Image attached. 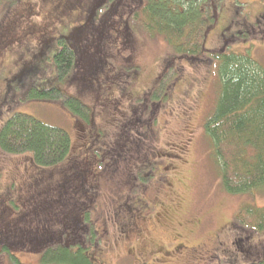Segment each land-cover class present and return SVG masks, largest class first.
Returning <instances> with one entry per match:
<instances>
[{"label": "rangeland", "instance_id": "obj_1", "mask_svg": "<svg viewBox=\"0 0 264 264\" xmlns=\"http://www.w3.org/2000/svg\"><path fill=\"white\" fill-rule=\"evenodd\" d=\"M26 1L37 10L36 17L18 16L22 0L0 10V127L15 112L27 113L66 130L71 156L99 153L101 163L95 164V171L103 186L95 206L90 207L89 219L99 236L91 251L101 264H251L263 257L264 229L245 228L234 219L242 204L264 207V187L241 195L225 192L203 131L217 94L215 60L192 66L177 59L178 74L166 100H150L144 107V96L156 85L166 61H171L173 49L162 36H149L126 17V10L139 7L140 0L120 2L119 11L105 22L100 40L98 33L92 41L84 39L88 45L84 58L77 57L74 69L62 80L53 59L59 44L54 41L56 47L53 43L38 55L42 50L33 42L35 33L26 36L34 37L32 42L22 43L23 28L29 23L52 29L62 15L49 5L35 7L34 0ZM209 1L212 7L215 4L212 11L217 20L207 34L206 48L250 49L264 64V0ZM7 11L11 12L5 15ZM78 12L65 11V26L57 27L52 35L64 34L66 25L79 20ZM243 16L247 23L256 24L249 31ZM124 25L129 28L124 30ZM86 28L77 31L73 41L78 35L86 37ZM222 30L231 36L227 42L221 37ZM31 31L29 26L27 32ZM4 48L7 56L2 53ZM34 50L35 62L27 56ZM22 61L28 70L18 74L5 91V83ZM90 61L93 65L84 72L81 66ZM85 73L87 79L94 78L88 85L82 78ZM52 86L88 104L93 110L90 120L74 117L59 103L31 96L34 89ZM55 173V168H38L30 153L8 154L0 149V214L10 205L25 216L30 230L38 231L40 220L46 221L38 216V201L47 193L45 184L58 179ZM88 194L86 190L80 199L74 198L78 208H85ZM9 198L14 202L9 203ZM12 244L10 250L15 252L11 254L22 264H44L40 253ZM0 264L14 263L2 253Z\"/></svg>", "mask_w": 264, "mask_h": 264}, {"label": "trees", "instance_id": "obj_2", "mask_svg": "<svg viewBox=\"0 0 264 264\" xmlns=\"http://www.w3.org/2000/svg\"><path fill=\"white\" fill-rule=\"evenodd\" d=\"M15 1L0 0V10L5 5L11 6ZM32 5L29 3L20 8V11L27 13V17H36L35 13L29 12L33 11ZM138 6L133 7V11H127L126 17L135 20L136 28L140 26L149 36H162L173 49L172 57L169 59L171 61H166L156 85L144 96L146 100L143 101L144 107L150 100L153 103L166 100L171 81L178 74L175 65L177 59L192 66L215 60L217 94L213 111L204 121L203 131L209 142L213 163L219 173L220 185L225 192L232 195H241L264 187V64L252 55L250 49L244 52L230 51L224 49L225 45L216 50L206 48L207 33L216 21V11H212L215 4L212 7L209 0H143ZM28 7H32V10ZM8 12L11 11H7L5 15ZM116 12L105 11L100 28H103L105 22L112 19ZM243 21L248 26V31L256 25L247 23L245 16ZM122 28L126 30L129 27L124 25ZM32 31L30 34L35 32L37 35L36 31ZM75 31L71 33L66 30L64 34L54 36L55 38L47 37V42L41 45L33 41L39 44L36 48L42 50L37 52L38 55L44 54L45 48L52 47L54 41L59 44L53 56L59 79L74 69L77 58L71 47H75L73 43ZM98 34L102 37L103 29ZM221 37L224 42L231 38L224 30ZM23 39L22 43L32 42L29 37ZM56 44L54 43L55 47ZM8 46L9 44L6 47ZM5 52L4 48L2 53ZM35 54L34 50L27 56H31L33 58H30L31 61L35 62ZM89 63L91 67L93 64L91 61ZM24 65L25 62L22 61L20 66H23V69L20 73L28 70ZM33 67L36 68L35 65ZM33 67L30 66L31 69ZM82 69L85 72L83 66ZM15 77L16 73L11 76L8 83H5V91L11 87ZM90 78L94 80L92 76L89 79L85 77L87 85L91 81ZM31 96L41 101L59 103L74 117L86 122L93 115V110L88 104L66 94L56 86L34 89ZM116 142L118 145L122 143ZM111 143H107L108 146ZM127 148L130 150V147ZM0 149L8 154L30 153L32 161L38 168H55V174L58 175L55 182L45 184L49 191L47 190L41 201L38 199V216L46 219L44 224L40 220L38 231L34 227L30 230L29 222L25 220V216L22 218L19 215L20 212L15 211L16 208L6 205L8 208L3 209V213L0 214V254H8L14 264H22L11 254L15 252L10 250L11 242L12 247L27 246L31 252L40 253L44 264H101L91 251V248L99 243V236L98 229L89 219V213H93L90 207L95 206L96 196L103 186L100 174L95 171V164L101 163V159H97L99 153L96 151L79 157L78 152L71 156V137L66 130L44 123L23 112H15L1 125ZM113 159H116L115 156ZM86 190L89 196L83 202L85 208H78L74 198L80 199ZM30 197L34 196L31 194ZM49 200L51 202H48ZM8 202L14 200L10 199ZM47 205L50 208L46 207ZM234 223L262 231L264 207L242 204ZM19 239L23 240L17 242ZM84 243L86 245H83ZM88 249L90 253L86 252ZM97 253L100 255L99 251ZM251 264H264V256Z\"/></svg>", "mask_w": 264, "mask_h": 264}, {"label": "flooded vegetation", "instance_id": "obj_3", "mask_svg": "<svg viewBox=\"0 0 264 264\" xmlns=\"http://www.w3.org/2000/svg\"><path fill=\"white\" fill-rule=\"evenodd\" d=\"M121 1L118 0H85V2L82 3L80 2V0H34V5L35 7L38 5H49L48 7L50 8V10L54 9L55 11H79L78 16H79V20L73 24L70 25H66L68 27V32H73V30L77 31H82L87 29L86 27H88L87 30V36L86 37H80L79 35L77 36L76 41H73L74 46H72L71 48H73V51L77 57L80 58H84V54L87 52L86 50V46L87 43L84 41V39H86V41H92L93 38L96 37V34L103 28H100L103 24V20H104V16H105V11H119V5H120ZM138 5H141L143 3V0H140V2H138ZM26 5H29V3L26 0H22V4H21V8H24ZM79 8H77V6H79ZM29 10H32V7H28ZM134 8H128L126 11H133ZM31 13H35V15H38L37 10H33V11H29ZM27 13L21 14L20 11L18 13V16L21 17L22 19H27V18H31L26 16ZM64 12H60V15H62V17H57L56 18V25L58 24L59 26H65L64 24V20L67 18L65 16H63ZM113 15V13L111 14ZM46 23H49L48 21H46ZM50 23L55 24V21L52 20L50 21ZM53 25V28L51 29L50 26L48 25H44L42 24V27H37L34 24L29 23L27 27L23 28L24 30V35L25 37L22 36V38H27L26 36L28 34H30L31 32H27V29L29 28V26L37 33L36 35V41L38 43L44 44L45 42H47L48 38L50 37H56V35H52L53 34V30H57V26ZM105 27V26H104ZM96 32H94V31ZM35 33V32H34ZM46 37H48L47 39H45ZM54 37V38H55ZM99 40L101 38V34H98ZM76 38V37H75ZM98 40V41H99ZM7 42V39L6 41ZM4 44H7L5 43ZM78 45V46H77ZM81 46V48H80ZM85 46V47H84ZM86 69H88V67H90V63L88 62V64L86 66H83ZM82 68V66H81ZM23 66H20L19 71L16 73L17 75L20 74V72L22 71ZM85 75L83 76V79H85ZM75 233V232H72Z\"/></svg>", "mask_w": 264, "mask_h": 264}]
</instances>
